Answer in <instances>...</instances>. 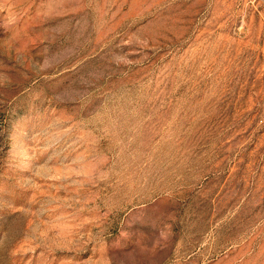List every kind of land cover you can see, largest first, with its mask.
I'll use <instances>...</instances> for the list:
<instances>
[{"label":"rangeland","instance_id":"1","mask_svg":"<svg viewBox=\"0 0 264 264\" xmlns=\"http://www.w3.org/2000/svg\"><path fill=\"white\" fill-rule=\"evenodd\" d=\"M0 264H264V0H0Z\"/></svg>","mask_w":264,"mask_h":264}]
</instances>
